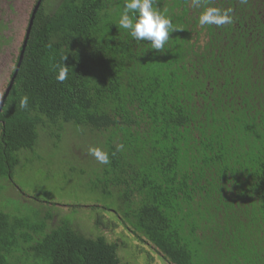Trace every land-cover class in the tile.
<instances>
[{
  "label": "trees",
  "instance_id": "obj_1",
  "mask_svg": "<svg viewBox=\"0 0 264 264\" xmlns=\"http://www.w3.org/2000/svg\"><path fill=\"white\" fill-rule=\"evenodd\" d=\"M50 1L0 113V180L40 163L41 135L57 155L69 128L109 156L89 172L61 160L65 183L95 198L94 230L106 214L165 264H264V0H154L175 28L161 51L119 27L124 0ZM210 7L232 22L200 25ZM71 194L53 227L55 198L0 210V264H128L73 228L84 204Z\"/></svg>",
  "mask_w": 264,
  "mask_h": 264
},
{
  "label": "rangeland",
  "instance_id": "obj_2",
  "mask_svg": "<svg viewBox=\"0 0 264 264\" xmlns=\"http://www.w3.org/2000/svg\"><path fill=\"white\" fill-rule=\"evenodd\" d=\"M35 1L0 0V98L10 80L9 77L24 38ZM57 2L58 0H51L50 8L53 9ZM63 139L64 141L61 143L62 147L60 148L62 151L55 152L58 153L55 155L50 145V140L41 135L36 147V154L41 158L40 163L34 161L28 167L17 169L12 176V184L9 181L0 180V186L2 187L0 190V210L2 211L3 208H6L5 211H7L11 210V208H19L20 212L25 213L29 210L26 209L29 206L38 208L39 203L28 199L32 195H36L39 201L45 203H51L56 200L58 205L53 208L54 216L52 221L49 222V226L53 227L60 222L61 218L69 214L66 204H69L73 198L66 197L72 196V192L76 197L74 198L76 202L84 204V208H80L77 211L79 213L76 214L72 223L73 228L77 232L93 238L100 235L108 243H117L119 245V258L127 261L128 264H165L162 259L149 249L137 245L134 238L123 231L120 225L118 227V225L110 223V219H108L106 214L102 216L105 227L94 230L95 213H90L86 205L91 203L88 200L95 198H90L89 193L74 186L72 182L66 181L65 183L62 171H66V162L75 166L76 169H83L89 172L96 165H99L98 160L89 153L90 143L85 142L82 137L77 136L69 128L66 130ZM30 156V154L25 153L22 158H29ZM49 157L54 158L53 165L50 168L40 167L39 165L48 161ZM19 189L28 193V195L24 197L23 194H19ZM53 198L55 199L52 200ZM40 210L46 211L43 207Z\"/></svg>",
  "mask_w": 264,
  "mask_h": 264
},
{
  "label": "clouds",
  "instance_id": "obj_3",
  "mask_svg": "<svg viewBox=\"0 0 264 264\" xmlns=\"http://www.w3.org/2000/svg\"><path fill=\"white\" fill-rule=\"evenodd\" d=\"M154 0H124L123 10L119 17V27L128 31L136 41H149L152 49L162 50L169 40V34L175 30L172 21L153 8ZM232 22L228 12L210 7L199 16L200 25L222 26ZM67 66L61 67L56 79L63 82L67 78ZM3 99L0 98V103ZM21 109L27 108L28 98L23 97L19 104ZM123 145L117 146V151ZM89 153L101 164H108L109 156L99 148H90Z\"/></svg>",
  "mask_w": 264,
  "mask_h": 264
},
{
  "label": "water",
  "instance_id": "obj_4",
  "mask_svg": "<svg viewBox=\"0 0 264 264\" xmlns=\"http://www.w3.org/2000/svg\"><path fill=\"white\" fill-rule=\"evenodd\" d=\"M40 1L41 0H39L38 3L36 4V6H35V8H34V10L32 12V15L30 17V20H29V23H28V27H27V30L25 32V37H24V40H23V44L21 46V51H20V54H19V58H18V62H17L16 68H15V71H14V73H13V75H12L10 81H9V84H8L7 88L5 89L4 93L1 96V98L3 99V102L0 103V113H1L2 107L4 106V101L7 98V95H8V93H9L11 87H12L13 81H14L16 75H17L21 60L23 58V52H24V49H25L26 41H27V38H28V35H29V32H30V28H31V25H32L33 18H34L33 15L35 14V11H36Z\"/></svg>",
  "mask_w": 264,
  "mask_h": 264
},
{
  "label": "flooded vegetation",
  "instance_id": "obj_5",
  "mask_svg": "<svg viewBox=\"0 0 264 264\" xmlns=\"http://www.w3.org/2000/svg\"><path fill=\"white\" fill-rule=\"evenodd\" d=\"M25 32H26V30H25Z\"/></svg>",
  "mask_w": 264,
  "mask_h": 264
}]
</instances>
